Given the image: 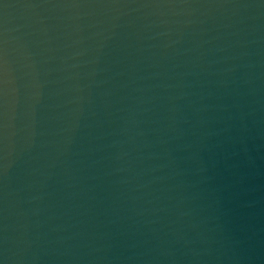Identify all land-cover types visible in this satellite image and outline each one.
<instances>
[{"label":"water","instance_id":"1","mask_svg":"<svg viewBox=\"0 0 264 264\" xmlns=\"http://www.w3.org/2000/svg\"><path fill=\"white\" fill-rule=\"evenodd\" d=\"M0 264H264V0H0Z\"/></svg>","mask_w":264,"mask_h":264}]
</instances>
